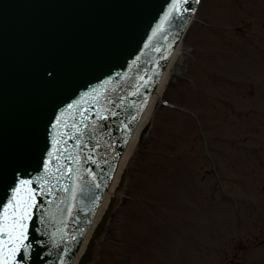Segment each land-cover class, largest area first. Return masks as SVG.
Listing matches in <instances>:
<instances>
[{"label":"water","instance_id":"water-1","mask_svg":"<svg viewBox=\"0 0 264 264\" xmlns=\"http://www.w3.org/2000/svg\"><path fill=\"white\" fill-rule=\"evenodd\" d=\"M7 1L11 3L12 0ZM177 3H180V0H45L30 17L22 16L17 19L19 27L13 29L15 34L12 40L5 43V48H0V51L9 54L13 66L16 65V60L22 64L15 69H10L13 85H7L11 90L0 94V207L7 208L9 214L13 211V208L9 209L11 203L7 199L16 195L18 188L20 192L23 188V191L17 195V201L27 198L29 191L25 185L30 181L31 170L34 169L33 165L36 161L48 167L53 174V182L48 180L46 183V176L42 174L44 184H40L36 191L38 199L33 202L37 207L46 206L47 218L41 216L42 221L38 223L33 218L24 221L29 233L18 252L25 251L29 257L24 258L23 264H63L62 256L66 247L62 249L63 241L61 240L67 233L69 239L67 244L72 247L73 240L70 239H72L73 233L79 230L78 227L71 224L73 219H71V215H86L90 212L92 200H97L96 194L90 187L93 184L92 174L90 173L87 184L82 182L81 176L78 177L75 174L77 156L83 157L84 155L83 153L76 154V149L74 150L68 136L62 138L63 146H59L55 150L57 156L58 154L63 155L58 160L59 164L46 162L51 158L47 157L48 152L41 153V151L48 149L54 140V118L52 119L49 114L55 115L56 109L66 103L72 94L80 92V89L73 90L70 89V86L84 88L86 84L90 85L94 81L96 82L97 77H99V81L100 79L101 81L107 80L104 83H99L105 86L103 89L93 85L92 90L101 91L100 93L105 95L114 93V96L110 98L107 95L109 100L106 97L103 100H98L96 96H92L91 99L100 104L105 101L111 104L113 101L115 113L112 114L106 110L103 113L105 118L99 119L94 124L98 116H101L100 114L85 116L76 111L73 112L74 119L69 125L70 128L76 129L75 134L78 133L81 138L85 137L80 133L81 130H84L85 133L89 131L87 134L89 136H86L85 141L80 142V145L83 146L88 141L95 150L99 149L97 141H102L108 133H111L110 128L114 127L112 124L118 128L116 122H118V126L123 127L126 121H130L129 113L126 115L127 118L122 119L126 112L123 110L127 102L118 99L120 96L117 91L120 88L118 85L121 75L119 73L115 75L114 66L121 62V67L128 66L132 75L143 77L147 74L144 68L141 69L137 65L135 70L131 65L141 58L142 51L139 52L141 49L144 51L149 48L150 52L155 50L157 41L148 42L147 45L139 42L145 41L148 33L151 37L157 35L162 37L166 35L163 33L165 27L172 25L175 27L176 24L179 27L184 24L183 18L177 20L174 17V13L177 11L172 9L173 5ZM180 5L179 10L182 9V4L180 3ZM188 7H184L183 10H187ZM12 14L10 13V15ZM5 22L7 25L6 20ZM170 38L171 41L174 40L173 35ZM127 43L132 45L131 52ZM45 49H48L49 55L54 59L49 58L50 65L46 62L40 64V78L44 81L33 88L34 92L26 97L28 93L26 86L34 85L33 78L35 71L38 70L36 63L39 59L41 60L42 56L39 54H42ZM0 56H2L1 53ZM155 60L159 65L158 59ZM2 61L0 60V66H2L0 67V76L8 77V70L3 67L5 62ZM48 66L50 67L48 68ZM70 66L78 67L80 71L71 69L72 72L69 69ZM156 68L157 66L152 71V76L157 74ZM80 73H84V77L79 76V81L75 77L71 79L72 83L64 80L66 76L79 75ZM63 80L64 82H62ZM136 84L138 88L142 85L139 82ZM134 95L135 93L129 92L130 99ZM7 104L9 107L13 106L12 113H4ZM46 105L52 106L53 109L45 108ZM121 112L123 115L119 116ZM54 117L56 118V115ZM76 123L79 126L77 128ZM98 126L102 129L96 132ZM44 129L48 131L47 136L42 135ZM132 134L129 133L128 128L121 141L122 146L125 147L124 150ZM77 140H79L78 136L72 138L73 143ZM66 152L68 153L65 154ZM95 154L98 159L99 151ZM52 159L55 160V158ZM80 164L84 165V162ZM91 164L95 166V169L92 168L94 171L98 167L105 166L96 160L88 163L89 166ZM79 173L80 166L78 167ZM34 176L37 177L35 174ZM4 178H11L10 183L20 178L19 183L21 184L12 189ZM36 179L39 181V177ZM22 182L27 183L22 186ZM34 186L35 184L30 186L32 193ZM106 190L103 189L101 195H105ZM10 200L13 201V196ZM51 207L56 213L52 211ZM28 212H30L29 209ZM1 219L0 215V221ZM18 252L14 258H20ZM53 254H55L54 257ZM5 257L4 250H1L0 262Z\"/></svg>","mask_w":264,"mask_h":264},{"label":"rangeland","instance_id":"rangeland-1","mask_svg":"<svg viewBox=\"0 0 264 264\" xmlns=\"http://www.w3.org/2000/svg\"><path fill=\"white\" fill-rule=\"evenodd\" d=\"M206 10L211 13L212 21L214 22V25H228L229 23L235 24V26L243 23L247 24V28L250 29L248 34L243 33L241 30H227L223 31V33H217L214 30H209V32L203 31L201 28L197 29L199 26H193L191 30L189 31V35L183 40L184 44V52L186 53L184 55V58L182 60V73L180 75H173L170 84L167 86L169 87L171 83H173L172 86L180 85L182 86V92L179 90H171L166 88V95L168 98L175 100V101H185L189 99L190 102L195 105V108L198 112H201L200 119H202L203 128L205 129V132L208 135L214 136V134H221L225 133L226 135H231L233 137H236L237 139H240L241 145H247L249 149V153L244 151V154L239 153H233L234 150H231V148L226 147L224 145V150L227 151L228 157L232 158L233 162H230V165H232L235 170L233 173L229 174L228 169H223V174L225 177H228L227 182L230 184L229 187H234V192H238L242 196H248L251 198L256 205L259 204L258 201L260 200V188L264 186V180L262 178V175H264V145H261L262 151L259 153L254 148V150L251 151L250 145H258V141L260 139L259 136H257L256 133L253 134L252 132L247 134V131H253L254 124L252 112H248L249 108H255L253 105V95H256V73L253 72V75H250V77L245 74H241V78H237V80H241L243 83H241V89L239 91L238 100H240L242 103L239 108H242L241 113H238L237 115L231 114V108L228 107V101H231V99L224 100L222 104H220L219 101H215L213 98L216 99H222L227 98V96L221 97L218 93L215 97H212V99L209 98V92H205L206 90L198 91L195 89L196 85L194 84H188L183 83L181 81H178V79H182L184 77V71H187L189 73L192 72L195 81H199L202 83V81H205L206 73H201V70L199 67L196 66L195 59L198 58L197 56L200 55V52H202V55H204V60H206V67H207V61L210 59V57L215 56L218 57L222 61L229 60L228 55L230 53H236V51L240 50V48H251L252 52L259 50L261 53L264 52V0H203L202 8L200 9V13L206 14ZM244 11V12H242ZM229 22V23H228ZM252 25V26H251ZM251 26V27H250ZM222 34L223 37L220 35ZM246 37V38H245ZM191 40H196V43L190 42ZM256 48H255V47ZM242 50V49H241ZM251 56H253L252 53H250ZM223 69V67H221ZM219 68V69H221ZM221 69V70H222ZM205 70V69H204ZM222 72V71H221ZM179 77V78H178ZM222 79L226 82L227 80L222 77ZM184 81V80H182ZM186 82V81H185ZM192 86H195L194 88ZM224 86H226L224 84ZM170 88V87H169ZM197 88V87H196ZM258 95V94H257ZM202 99L201 101L208 100L209 104L212 107H204L203 109L199 106V99ZM231 98V97H228ZM201 104V103H200ZM219 105L223 107L225 105L224 109L225 112L220 113ZM202 106V105H201ZM255 115L257 114V111L254 110ZM174 112H170L165 114L161 117L162 124L157 125L155 129V133L152 136V142L155 143L156 139L158 137H162V131L166 130L168 135H170L167 139L168 141H171V145H175V138L179 140V147L180 149H187V148H193L197 149L200 148L202 141H201V132L197 127V123H191L189 126V131H183L182 128H180V132L176 133L175 136V124H182V119H177L179 121H173L172 118H174L172 115H174ZM250 116L251 119L248 121V117ZM172 117V118H171ZM218 119V120H217ZM253 122V123H252ZM246 124L247 130H237L238 124ZM165 124V126H162ZM249 127V128H248ZM174 131H173V129ZM169 131H171V134H169ZM221 131V132H219ZM225 131V132H224ZM240 131H246V133H242ZM172 139V140H171ZM186 144H188V147ZM230 145V143H228ZM222 146V145H219ZM163 148V147H162ZM184 149V150H185ZM244 150V149H243ZM242 151V150H240ZM256 152V153H254ZM222 153V152H221ZM254 153V154H253ZM234 154V156H233ZM247 154V155H246ZM252 156V157H251ZM144 154H137V157L135 158L134 163L132 164V167L135 169L139 168L137 175L129 176L127 178L128 185H131V192L135 193L139 197V195L143 196L142 198V204L147 206V210L151 209L155 210V213L158 216V220L162 219H169V217L173 218V213L171 212L170 204L172 201L169 199L167 200L166 194L163 193V188L161 187L158 193L154 192L153 194H150V192L147 190V194L145 189V186L147 184V177L144 174L143 178H140L141 170L145 171L146 165L142 163V159L144 160ZM246 159V161H245ZM151 159H149L150 161ZM245 161V162H244ZM243 163L245 165H243ZM248 165H251L252 167L249 168ZM259 168V169H257ZM139 174V175H138ZM262 174V175H260ZM192 175H196V172L194 171ZM233 179V180H231ZM162 184L165 185L166 178L162 177ZM195 182L198 181V179H194ZM204 185L200 186L197 185L200 189L199 192V198H200V205H203V203L206 202L204 200L205 196L208 195L209 189L206 188L208 184L207 181H203ZM149 183V181H148ZM127 185V187H128ZM148 187V186H147ZM148 195V196H147ZM257 200V202L255 201ZM239 204L242 206H245L244 203L239 200ZM138 204L129 202L124 208H120L119 210L115 211V213L112 216L111 224H113L114 227H116V236L112 239L113 232L109 230V235L107 236V239L105 243H103V246L101 249H99L100 256V264H146V261L142 257V259H139L138 256V250L136 248L132 250L125 251V241L127 233L129 232L130 222L136 221H150V218L146 215L144 211L141 210L140 206H137ZM208 205L205 206V208ZM211 207V204L209 205ZM232 206V204H231ZM246 207V206H245ZM212 208V207H211ZM229 208L232 210V208L229 206ZM251 209V207H250ZM214 210V209H212ZM262 209L253 210V214H257V211H260ZM244 212V219L245 222L242 223V233L247 232L248 229L252 233H256V230L258 227L253 224L252 222L254 220V215H252L251 210H243ZM264 214V213H263ZM248 215V218L246 220V216ZM183 217V213L177 214L176 218ZM262 225L264 228V215L262 220ZM231 226H234V222H231ZM234 228H236L234 226ZM264 231V230H263ZM125 236V237H124ZM237 237V236H236ZM246 244H249L250 239L245 235L243 237ZM261 239V238H260ZM145 240V239H144ZM143 240V241H144ZM142 241V242H143ZM261 241V240H259ZM259 241L255 243H251L246 246H255L259 243ZM148 243L144 242L143 245L146 246ZM141 244H139L140 247ZM138 258V259H137ZM256 260V259H255ZM264 260V258H263ZM254 264L256 263L254 260L252 261ZM260 264H264V261Z\"/></svg>","mask_w":264,"mask_h":264},{"label":"snow or ice","instance_id":"snow-or-ice-1","mask_svg":"<svg viewBox=\"0 0 264 264\" xmlns=\"http://www.w3.org/2000/svg\"><path fill=\"white\" fill-rule=\"evenodd\" d=\"M186 2V0H184ZM180 3L173 5V11H179ZM27 182H22L24 186ZM30 195L23 200L17 201V195L20 192L18 188L16 195L13 196V203L9 207L13 208V211L9 214L7 208H5V215L3 217V223L0 224V234L6 236V239H0V245H3L7 250V256L0 262V264H14L15 254L22 247L23 240L26 239L27 225L24 223L28 216V209L33 206L34 193L28 190ZM11 245V247H9Z\"/></svg>","mask_w":264,"mask_h":264},{"label":"bare ground","instance_id":"bare-ground-1","mask_svg":"<svg viewBox=\"0 0 264 264\" xmlns=\"http://www.w3.org/2000/svg\"><path fill=\"white\" fill-rule=\"evenodd\" d=\"M179 42L180 43H178V45L174 49L173 54L171 55V57L168 61V64L166 65V67L163 71L164 73L162 75L161 80L159 81L160 83L157 85V87L152 92L153 96H152V99L150 101L151 103L149 104L147 109H145L144 114L141 116L140 120L138 121L137 126L135 127L134 132H132L133 134L131 135L129 141L127 142L128 144L126 146V149L123 152L124 154L122 155L120 161L118 162L119 163L118 167L114 172L115 174H114V177L111 181V184L109 185V188H107V190L105 192L106 193L104 195L105 199L103 200L102 205H101L99 211L97 212L98 214L96 215V218L93 221V225L96 224V221L100 217L101 212L103 211V209H104L105 205L107 204V201L109 200V198L112 196H115L117 193H119V192H117L118 181L120 180L122 172L125 170L129 159L131 158V155L133 153L132 151L134 150V147L137 143L136 141L138 139V135L140 133L139 131L141 128L144 127L146 120L149 118L148 114L150 113L151 108L154 106L155 100L158 99L160 94L162 93L161 91L163 89L165 81L167 80L168 76L170 75L172 69H178L181 66V61H182L183 55H184V53L182 52L183 41H179ZM89 236L90 235L88 234L86 236V239ZM84 246H85V244H83L82 247L77 252L78 253L76 256L77 258L81 255V252H82ZM75 261H76V259L74 260V264H76Z\"/></svg>","mask_w":264,"mask_h":264}]
</instances>
